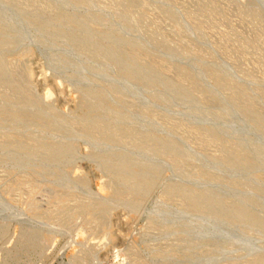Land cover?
Segmentation results:
<instances>
[{
  "label": "rangeland",
  "instance_id": "1",
  "mask_svg": "<svg viewBox=\"0 0 264 264\" xmlns=\"http://www.w3.org/2000/svg\"><path fill=\"white\" fill-rule=\"evenodd\" d=\"M113 248L264 264V0H0V264Z\"/></svg>",
  "mask_w": 264,
  "mask_h": 264
},
{
  "label": "clouds",
  "instance_id": "2",
  "mask_svg": "<svg viewBox=\"0 0 264 264\" xmlns=\"http://www.w3.org/2000/svg\"><path fill=\"white\" fill-rule=\"evenodd\" d=\"M79 172H80V170H77L76 174L78 175ZM96 190L102 191V189L100 188L99 183L96 185ZM83 238H85V234L83 233V231H80L78 233L77 239H83ZM106 242H107V237H105L101 241V243H106ZM112 254H113V264H126V257H121L120 256V248H113Z\"/></svg>",
  "mask_w": 264,
  "mask_h": 264
}]
</instances>
